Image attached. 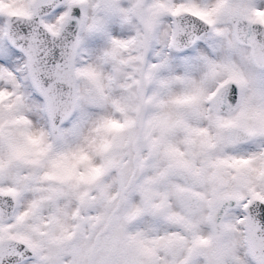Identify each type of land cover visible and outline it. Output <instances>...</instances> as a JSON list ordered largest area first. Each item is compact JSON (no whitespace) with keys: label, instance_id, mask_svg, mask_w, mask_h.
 <instances>
[{"label":"snow or ice","instance_id":"snow-or-ice-1","mask_svg":"<svg viewBox=\"0 0 264 264\" xmlns=\"http://www.w3.org/2000/svg\"><path fill=\"white\" fill-rule=\"evenodd\" d=\"M0 264H264V0H0Z\"/></svg>","mask_w":264,"mask_h":264}]
</instances>
